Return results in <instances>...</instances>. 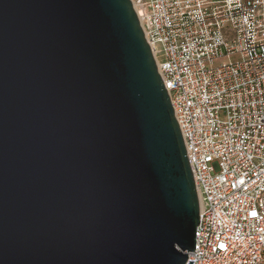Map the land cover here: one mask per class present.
I'll use <instances>...</instances> for the list:
<instances>
[{
    "label": "water",
    "instance_id": "water-1",
    "mask_svg": "<svg viewBox=\"0 0 264 264\" xmlns=\"http://www.w3.org/2000/svg\"><path fill=\"white\" fill-rule=\"evenodd\" d=\"M173 109L130 0H0V264H193Z\"/></svg>",
    "mask_w": 264,
    "mask_h": 264
},
{
    "label": "built area",
    "instance_id": "built-area-1",
    "mask_svg": "<svg viewBox=\"0 0 264 264\" xmlns=\"http://www.w3.org/2000/svg\"><path fill=\"white\" fill-rule=\"evenodd\" d=\"M130 1L194 180L187 263L264 264V0Z\"/></svg>",
    "mask_w": 264,
    "mask_h": 264
},
{
    "label": "rangeland",
    "instance_id": "rangeland-1",
    "mask_svg": "<svg viewBox=\"0 0 264 264\" xmlns=\"http://www.w3.org/2000/svg\"><path fill=\"white\" fill-rule=\"evenodd\" d=\"M238 60V57L234 56L231 57L230 59H223L215 62V65H220V64H227L229 61L230 62H236Z\"/></svg>",
    "mask_w": 264,
    "mask_h": 264
},
{
    "label": "bare ground",
    "instance_id": "bare-ground-1",
    "mask_svg": "<svg viewBox=\"0 0 264 264\" xmlns=\"http://www.w3.org/2000/svg\"><path fill=\"white\" fill-rule=\"evenodd\" d=\"M135 8V7H134ZM135 10V9H134ZM135 12H136V15H137V17H138V19H139V23H141V20H140V18H139V15H138V13H137V11L135 10Z\"/></svg>",
    "mask_w": 264,
    "mask_h": 264
}]
</instances>
